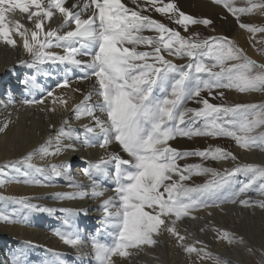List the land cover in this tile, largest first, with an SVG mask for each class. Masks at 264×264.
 I'll return each mask as SVG.
<instances>
[{
	"label": "snow or ice",
	"instance_id": "6c2138e0",
	"mask_svg": "<svg viewBox=\"0 0 264 264\" xmlns=\"http://www.w3.org/2000/svg\"><path fill=\"white\" fill-rule=\"evenodd\" d=\"M213 2L223 4L239 29L253 35L264 34V27L241 19V15L255 9L264 10V0L239 8L226 0ZM145 4L131 0L132 7L122 0H89L77 11L74 9L80 6H66V0H0V43L27 57L18 59L17 66L37 72H44V65L63 66V77L53 89L40 99L22 103L43 106L52 98L51 106L42 110L54 113L57 100L67 110V100L54 96L55 89L71 88V73L75 70L81 73L77 79L92 81V88L86 93L71 89L82 96L73 109L75 119L89 118V123L82 125L83 133L73 134L69 120L64 119L55 135L29 152L22 162L32 167L35 155L58 157L67 151H77L78 145L99 147L106 153L95 163L81 157L84 165L81 171L88 183L73 178L71 161L51 164L47 175L45 169H35L44 175L46 183L35 179L25 182L54 187L52 179L63 178L75 191L57 192L55 200L88 197L100 201L96 210L102 213L103 227L95 230L89 242H83L78 232L55 233L78 250L90 244V252L79 254L82 262L87 258L94 264H122L121 258L129 255L128 249L155 246L158 237L168 233L185 253L195 252L197 264H203L211 256L205 251L207 246L197 249L189 244L186 235L180 234L178 222L187 217L202 219L195 213L220 209L224 204L264 210V199L252 202L242 198L249 191L264 197V165L240 163L237 154L219 146L181 151L170 142L177 138H230L240 150L258 148L264 152V132L253 135L264 126V103L210 102L225 99L224 91H218L222 89L264 93V63L251 59L230 38L219 35L201 38L199 32L190 29L203 25L215 32L214 21L209 18H194L175 3L163 4L162 0H145ZM152 10L166 16L185 34L152 18L149 14ZM17 12L27 25L17 19ZM259 51L264 56V50ZM20 83L34 85L35 76ZM189 102L198 107H187ZM7 127L5 123L0 131ZM113 144L116 151L109 152ZM189 157H197L201 163H178ZM207 161H229L233 166L220 171L205 166ZM7 167L20 171L15 163ZM24 175L27 177L29 173ZM200 176L210 179L195 183L194 177ZM105 180L113 187H106ZM109 191L112 194L104 198ZM12 202L25 214L16 219L19 210L11 216L0 213V222L23 223L27 212L51 216L61 211L67 214L64 223L70 224L69 216L87 214V210L77 213L34 204L28 198ZM101 236L110 238L111 243L102 242ZM216 237L257 254L258 250L247 246L241 235L216 229ZM215 259L216 264H228ZM13 264L26 262L18 254ZM257 264H264V251H259Z\"/></svg>",
	"mask_w": 264,
	"mask_h": 264
},
{
	"label": "bare ground",
	"instance_id": "6f19581e",
	"mask_svg": "<svg viewBox=\"0 0 264 264\" xmlns=\"http://www.w3.org/2000/svg\"><path fill=\"white\" fill-rule=\"evenodd\" d=\"M162 1L164 2V0ZM175 1L188 11L204 9L213 15L225 14L223 10L213 6V4H208V2ZM238 1L234 4L237 6L244 5L242 0ZM85 3H89V0H66V6L78 4L80 7L74 9L77 11ZM16 17L27 25L22 14L17 12ZM84 18H87V13H85ZM227 18L229 25L233 28L234 40L241 47L247 49L245 51H248L250 55L264 63V57L254 52V49H251L248 43L243 41V33L237 28V22H233L228 16ZM241 19L254 25H263L264 10L255 9L249 16H243ZM53 20L55 21L56 18L54 17ZM52 26L55 27L56 24ZM258 46H261V43L258 42ZM21 58L27 57L22 56L18 49L0 43V128H3L5 123L8 124L6 129L0 131V181H3L0 184V213L11 216L12 213L19 210L15 217L19 219L25 214V210H22L19 205L12 201L16 198H28L34 204L56 209H71L77 213L87 210V214L69 216L70 224L64 223L67 214L61 211H57L51 216L46 213L27 212V219L23 223L0 222V264H13V259L18 254L22 255L26 264H94L87 258L83 262L79 258L80 252L91 251L90 244L88 247L78 250L65 244L55 233L56 231L78 232L83 242H89L91 235L95 234V230L103 227L101 224L102 213L96 210L100 201L88 197L55 200L53 197L57 192L75 191V189L67 186L68 182L63 178H53L51 183L55 185L54 187L39 186L25 181L35 179L46 183L44 175L36 172L35 169L43 168L45 175H47L50 173L51 164L71 161L73 178L77 182L88 183L81 171L84 166L81 163V157L88 162H99L101 157L106 154L105 150L99 147L78 145L77 151H67L58 157L49 155L41 158L39 155H35L31 161L32 167L22 162L29 152L38 149L48 137L55 135L64 119L69 120L73 134L83 133L82 125L89 123V118L75 119L73 109L76 104L80 103L82 96L80 93L72 92L71 89L78 88L86 93L92 88V81L77 79L81 73L75 70V74L71 73V88L55 89L54 96L67 100V110H65V106L60 104L59 100L56 102L54 113L42 110L51 106L52 98H48L43 106H28L22 102L33 98L40 99L46 95L48 90L54 88L63 77V66L44 65V72H37L35 69L17 66L18 59ZM46 73H51V75ZM32 76H35L34 85L25 86L20 83L21 80H29ZM28 88L31 91H28ZM230 96L236 101L242 99L244 102H264V93L258 95L250 93L245 97L231 93ZM13 101L14 103H12ZM50 124L56 127L50 128ZM50 151H54V148ZM108 151H116V146L111 145ZM233 152L246 163L264 165V154L240 150L238 147L234 148ZM12 163L16 164L19 172L15 168L7 167ZM218 166L224 169L233 165L229 161H221ZM25 172L29 173L27 177L24 175ZM103 183L109 189L113 187L107 180ZM111 194L110 191L107 192L104 198ZM249 194L247 193L242 198L249 200ZM254 196L255 198L252 197L250 201L255 202L264 199L256 192ZM209 211L213 213L212 216H208ZM195 215L203 218L198 220H193L191 217L184 219L178 222V229L181 235H186L187 242L197 249L207 246L205 251L210 252L211 256L205 258L203 264H216L215 258L217 257L221 261H227L228 264H257L259 251H264V210L244 207L239 204H224L220 209L200 210ZM216 229L228 230L243 236L247 241V246L258 250L257 254H250L246 247L228 245L227 242L220 241L216 237ZM100 239L102 242L111 243L108 237L101 236ZM127 251L129 255L121 258L122 264H197L198 261L195 252L192 254L185 253L176 245L175 239L168 233L159 236L155 246H141L140 249H128Z\"/></svg>",
	"mask_w": 264,
	"mask_h": 264
},
{
	"label": "rangeland",
	"instance_id": "374dc122",
	"mask_svg": "<svg viewBox=\"0 0 264 264\" xmlns=\"http://www.w3.org/2000/svg\"><path fill=\"white\" fill-rule=\"evenodd\" d=\"M196 1L203 2V3L208 2V4H213V6H217L219 9L223 10L225 14H223L221 16H219V13H217L218 15L217 14L213 15L212 13H210L207 10H204V9H202L201 11L198 10V9H192L191 11H188L184 7H181L175 0H169V1L168 0H164V2L163 1L162 2H163V4H167V3H170V2L171 3H175L177 5V7L181 11H183L185 14L191 15L194 18H197V19L209 18L212 21H214V24L212 25V27L215 29V32H213L211 30V28H205L203 25L190 26L191 30L199 32L201 38H204V37H207V36H210V35L224 36V37L230 38L235 44H237V46L241 47V45L238 44L233 38V35H234L233 28L231 27V25H229V20H228L227 16L233 22L236 21V20L230 13H228L224 9L223 4L214 3L213 0H196ZM237 1L238 0H226V2L230 3L233 7H236V8H239V7H250L251 3L257 2L258 0H251V2H250V0H242V2H243L242 4H244V5H238V6H237V4H234ZM122 2H124L127 6L134 7L133 5H131V0H122ZM139 2L141 3V5L147 6L145 4V0H139ZM149 14L152 16V18L156 19L157 21H159L161 23H165L169 27L176 28L177 30L181 31L182 34H185V33H183V31L181 29H179L178 26H176L171 21H169L166 16H162L161 14L156 13L154 10L150 11ZM249 15L250 14L241 15V17L249 16ZM246 23H249V24H251L253 26H257V27H264V24L263 25H254L251 22H246ZM237 28H238V26H237ZM240 30L243 33V41L248 43L250 48L254 49L253 50L254 52H257V54H260L259 49L260 50H264V43H261V46H258V42L260 43V41L264 40V34L256 33V34L253 35V34H250V33L246 32L243 29H240ZM221 31H223V32H221ZM258 47H259V49H257ZM241 48H243V47H241ZM244 50H247V49H244ZM245 52H247L246 54L251 59H255L258 63H262L259 60H257L256 57L254 58L252 55H250L248 51H245ZM72 74H75V71H73ZM75 80H77V79H75ZM218 91H224L225 99L223 101L221 99L210 100L211 103H214V104L226 103V104H229V105H235V104H238V103H255V102H249V101L244 102L242 99H240V100L238 99V101H236L235 98L230 96L231 93H236L240 97H245L246 95H248L250 93H238L235 90H223V89L222 90H218ZM258 94H260V93L259 92L253 93V95H258ZM203 95H206V93H204ZM255 104H259V103H255ZM187 107L195 108V107H198V105H196L193 102H189L187 104ZM260 132H264V126H262L261 128H257L256 132H254L253 135L259 134ZM170 143H171L172 147H174V148H176L178 150H181V151H184V150H197V149L204 150V149L208 148L209 146H212V147L219 146V147L224 148L225 150H229V151L233 152L234 148L237 147L235 145V142L232 141L230 138H219V139L206 138V137H194L192 139L177 138L176 140L171 141ZM252 151H256L258 153H261V155L264 154V152L262 153V151H260L258 148L254 149ZM220 162L207 161V162H204V164H205V166L214 167L217 170L223 171V169H221L218 166V164ZM239 162L240 163H246L243 160H241L240 158H239ZM178 163L180 165H183L185 163H189V164H191V163H201V161L197 157H189L186 160H180ZM240 178L241 177H238V179H240ZM206 179H210V177H208V178H205L203 176L194 177L195 183H198V184L206 182ZM188 183L191 184L192 182L189 181ZM248 193H250L248 195L250 197L249 200H251L252 197L255 198V196H254L255 195V191L254 192L253 191H249ZM189 218L190 217H187V218H184V219H189Z\"/></svg>",
	"mask_w": 264,
	"mask_h": 264
}]
</instances>
